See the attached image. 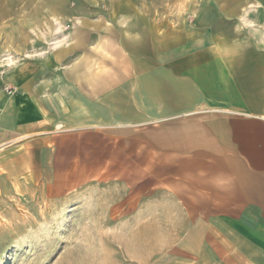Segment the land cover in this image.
Listing matches in <instances>:
<instances>
[{
	"label": "crops",
	"instance_id": "obj_1",
	"mask_svg": "<svg viewBox=\"0 0 264 264\" xmlns=\"http://www.w3.org/2000/svg\"><path fill=\"white\" fill-rule=\"evenodd\" d=\"M195 14L158 31L135 15L68 25L33 55L3 56L0 189L131 158L135 200L187 223L189 264H264V0ZM82 152L99 164L77 165ZM33 156L48 160L32 171Z\"/></svg>",
	"mask_w": 264,
	"mask_h": 264
},
{
	"label": "rangeland",
	"instance_id": "obj_2",
	"mask_svg": "<svg viewBox=\"0 0 264 264\" xmlns=\"http://www.w3.org/2000/svg\"><path fill=\"white\" fill-rule=\"evenodd\" d=\"M202 1L210 0H0V64L3 56L7 62L41 51L64 37L68 25L125 21L135 15V25L156 24L158 31L169 26L165 22L194 19ZM47 160L29 158V170ZM59 161L67 164L65 158ZM75 162L94 165L100 159L85 158L82 152ZM132 164L131 158L113 157L104 172L90 179L37 172L29 173L22 189H0V264L196 261V254L185 252L191 244L194 248L195 238L182 236L187 223L178 207L167 206L165 216L164 206L149 211L146 197L135 200Z\"/></svg>",
	"mask_w": 264,
	"mask_h": 264
},
{
	"label": "built area",
	"instance_id": "obj_3",
	"mask_svg": "<svg viewBox=\"0 0 264 264\" xmlns=\"http://www.w3.org/2000/svg\"><path fill=\"white\" fill-rule=\"evenodd\" d=\"M8 90V89H7Z\"/></svg>",
	"mask_w": 264,
	"mask_h": 264
}]
</instances>
